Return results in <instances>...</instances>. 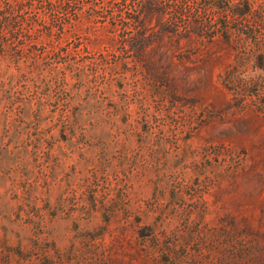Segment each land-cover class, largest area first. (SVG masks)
I'll use <instances>...</instances> for the list:
<instances>
[{
    "label": "rangeland",
    "instance_id": "1",
    "mask_svg": "<svg viewBox=\"0 0 264 264\" xmlns=\"http://www.w3.org/2000/svg\"><path fill=\"white\" fill-rule=\"evenodd\" d=\"M217 1L0 0V264H264V70Z\"/></svg>",
    "mask_w": 264,
    "mask_h": 264
},
{
    "label": "trees",
    "instance_id": "2",
    "mask_svg": "<svg viewBox=\"0 0 264 264\" xmlns=\"http://www.w3.org/2000/svg\"><path fill=\"white\" fill-rule=\"evenodd\" d=\"M142 9L146 15L152 17L155 13L156 0H141ZM213 1V6H219L217 0ZM227 6L232 10L234 16V23L229 21H222L218 28H214L207 36L210 40L215 39L217 36L223 37V41L233 46L234 49L239 50L241 53L254 54L258 57L259 63L255 65L264 70V5L259 0H228ZM222 7V5L220 6ZM4 12H2L3 15ZM136 20L143 30L139 34L144 40L146 32L144 31L145 25L143 18L140 15L131 16ZM145 18V17H144ZM3 22L9 25L11 23V14L2 16ZM234 33L240 35L236 39L237 45L234 43ZM247 41H251L250 46L246 45ZM239 47V49H238ZM243 54V53H242Z\"/></svg>",
    "mask_w": 264,
    "mask_h": 264
}]
</instances>
